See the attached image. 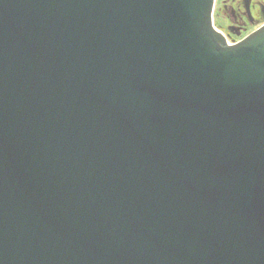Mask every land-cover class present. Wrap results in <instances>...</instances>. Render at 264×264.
Masks as SVG:
<instances>
[{"label": "water", "instance_id": "water-1", "mask_svg": "<svg viewBox=\"0 0 264 264\" xmlns=\"http://www.w3.org/2000/svg\"><path fill=\"white\" fill-rule=\"evenodd\" d=\"M216 0H0V264H264V25Z\"/></svg>", "mask_w": 264, "mask_h": 264}, {"label": "flooded vegetation", "instance_id": "flooded-vegetation-1", "mask_svg": "<svg viewBox=\"0 0 264 264\" xmlns=\"http://www.w3.org/2000/svg\"><path fill=\"white\" fill-rule=\"evenodd\" d=\"M224 14L229 25L224 28L228 44L233 45L264 25V0H225Z\"/></svg>", "mask_w": 264, "mask_h": 264}, {"label": "rangeland", "instance_id": "rangeland-1", "mask_svg": "<svg viewBox=\"0 0 264 264\" xmlns=\"http://www.w3.org/2000/svg\"><path fill=\"white\" fill-rule=\"evenodd\" d=\"M224 1L225 0H216L215 3V8H214V26L220 30L224 36H226L229 41H231V39L228 37V34L225 32L224 28L226 29V27L229 25V20L226 18V15L224 14Z\"/></svg>", "mask_w": 264, "mask_h": 264}, {"label": "built area", "instance_id": "built-area-1", "mask_svg": "<svg viewBox=\"0 0 264 264\" xmlns=\"http://www.w3.org/2000/svg\"><path fill=\"white\" fill-rule=\"evenodd\" d=\"M230 45V44H229Z\"/></svg>", "mask_w": 264, "mask_h": 264}]
</instances>
